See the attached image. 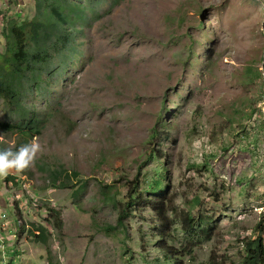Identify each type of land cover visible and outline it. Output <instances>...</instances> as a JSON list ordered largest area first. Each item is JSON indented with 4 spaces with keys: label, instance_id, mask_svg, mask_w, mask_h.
<instances>
[{
    "label": "rangeland",
    "instance_id": "1",
    "mask_svg": "<svg viewBox=\"0 0 264 264\" xmlns=\"http://www.w3.org/2000/svg\"><path fill=\"white\" fill-rule=\"evenodd\" d=\"M67 1L87 14L73 43L20 103L0 100L10 148L1 123L43 125L34 167L10 175L50 235L16 237L8 264H243L264 221V0ZM45 19L36 0H0V53L10 23Z\"/></svg>",
    "mask_w": 264,
    "mask_h": 264
},
{
    "label": "trees",
    "instance_id": "2",
    "mask_svg": "<svg viewBox=\"0 0 264 264\" xmlns=\"http://www.w3.org/2000/svg\"><path fill=\"white\" fill-rule=\"evenodd\" d=\"M40 12L49 9V21H35L24 25L18 22L10 23L7 31L8 51L5 55L0 53V100H5L9 104L17 105L24 95L25 83L29 78L38 79L41 76L43 67L49 65L52 54H61L73 43V32H71L84 17H87L86 9L83 5L67 0H36ZM79 2L81 0H78ZM40 120L29 119L20 123H1L2 132L17 136L15 143L10 148L6 142H0V150H17L21 145L30 143L34 137L40 136L43 131ZM65 174V173H64ZM62 172L53 171L49 174L51 185L57 188H72L70 176H66L63 181H59ZM76 176V174H75ZM18 176L9 175L6 182L17 181ZM17 184V182H16ZM86 185L74 190L76 196L85 190ZM133 197V196H132ZM136 199V194H134ZM156 201L150 198L148 201ZM134 206V204H132ZM55 229L61 228L63 221L59 212L52 211L50 221ZM264 221L260 222L259 235L249 240L245 245V256L243 264H264ZM35 231H40L37 235ZM38 242L49 243V229L44 226H37L31 231ZM172 250V249H171ZM177 254L169 256L168 264H178Z\"/></svg>",
    "mask_w": 264,
    "mask_h": 264
},
{
    "label": "built area",
    "instance_id": "3",
    "mask_svg": "<svg viewBox=\"0 0 264 264\" xmlns=\"http://www.w3.org/2000/svg\"><path fill=\"white\" fill-rule=\"evenodd\" d=\"M16 177V175H14ZM21 179V180H20ZM19 183L22 184L23 190L20 193H16L12 190L13 185L16 186ZM11 183V184H10ZM13 183V184H12ZM9 184V191L5 187V192L10 193V197L5 199L3 190L0 191V264H8L7 253L16 255V251L13 249V241L16 237L34 231V222L30 220L33 214V207L31 203H36L35 196L31 195L32 184L26 178L18 177L17 181L6 182ZM5 184V185H6ZM11 185V186H10ZM28 193V202L26 200V194ZM6 207L12 209V214ZM39 227V226H38ZM24 232V233H23ZM37 235H40V231H35ZM19 264H28L25 258H21Z\"/></svg>",
    "mask_w": 264,
    "mask_h": 264
},
{
    "label": "clouds",
    "instance_id": "4",
    "mask_svg": "<svg viewBox=\"0 0 264 264\" xmlns=\"http://www.w3.org/2000/svg\"><path fill=\"white\" fill-rule=\"evenodd\" d=\"M39 153H42V146L36 138L15 151L10 148L0 150V178H6L13 172L23 173L31 169Z\"/></svg>",
    "mask_w": 264,
    "mask_h": 264
}]
</instances>
